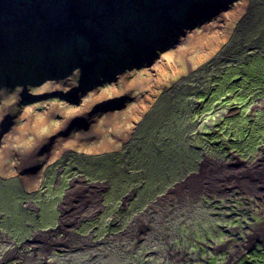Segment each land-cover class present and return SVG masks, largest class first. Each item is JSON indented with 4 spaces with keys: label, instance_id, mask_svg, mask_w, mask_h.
Wrapping results in <instances>:
<instances>
[{
    "label": "rangeland",
    "instance_id": "1",
    "mask_svg": "<svg viewBox=\"0 0 264 264\" xmlns=\"http://www.w3.org/2000/svg\"><path fill=\"white\" fill-rule=\"evenodd\" d=\"M262 52L264 0H0V264H264V187H184L264 175Z\"/></svg>",
    "mask_w": 264,
    "mask_h": 264
},
{
    "label": "trees",
    "instance_id": "2",
    "mask_svg": "<svg viewBox=\"0 0 264 264\" xmlns=\"http://www.w3.org/2000/svg\"><path fill=\"white\" fill-rule=\"evenodd\" d=\"M255 48L253 47L252 50H254ZM251 49H249L248 51H250ZM263 56H257L256 60H264V53L262 52ZM247 57L250 56V54H246ZM248 61V58H247ZM246 61V62H247ZM186 91L187 93H192V88L188 85V83H186V81L183 78H178L176 80H174V82H172V84L170 83L169 86L165 87L164 89L161 90V92L159 93V96L157 97V100L155 102V104L153 105L151 111L149 112V114L147 115V120L151 119L153 120L154 118H158V116L162 115V110L165 109L166 107H168V109L170 108V106H172L173 108L176 109V113L179 112V114L174 115L173 112L169 109V113L170 116L174 115V118L172 119L173 121V128L177 133H180L181 131V127L184 126V124H179V123H183L185 121H182L183 118H186L187 114L189 112H194V108H193V103L191 105H188L187 108L185 110H183L182 105L179 106V108L176 107V104L174 102H171L172 98H174L176 100V102H178L179 104H182L184 102V98L188 97L187 94H181V92ZM194 94V92H193ZM198 93L195 95V99H197L196 97H198ZM180 98V101H178L177 99ZM188 101V99H187ZM190 102V100H189ZM175 106V107H174ZM196 107H197V103H196ZM181 109V110H180ZM168 113V114H169ZM142 142L145 141V143L150 146L151 143L156 144V141L153 140L152 134L150 133V131H148V129H145L143 135L141 136V138H139ZM179 139H173V141H177ZM188 169H186L187 171Z\"/></svg>",
    "mask_w": 264,
    "mask_h": 264
},
{
    "label": "bare ground",
    "instance_id": "3",
    "mask_svg": "<svg viewBox=\"0 0 264 264\" xmlns=\"http://www.w3.org/2000/svg\"><path fill=\"white\" fill-rule=\"evenodd\" d=\"M202 19V18H200ZM27 21V20H26ZM71 36H74V35H71ZM45 41L43 42H47L49 40H51L50 37H45ZM63 39V38H62ZM179 42L183 43L184 42V39H178ZM165 46V44H164ZM167 47V46H166ZM153 48L150 46V49L147 50L148 53H150L151 55H153L152 51ZM151 51V52H150ZM120 65V64H119ZM112 69V68H111ZM58 70V69H55V71ZM44 73V72H43ZM230 168L226 167V166H219L218 168L216 169H212L210 167H204L203 170L205 172H209V171H213L212 175H201L200 177L194 179V180H189L188 182H186V184L184 185V187L188 190H195L197 187H200L202 184L204 183H212L213 181H221L222 180V176L221 175H224V176H229V177H234L237 182H240L242 183L241 185L246 188V189H253L255 186L258 187H264V175H259V178L258 179H252V180H249L251 177L249 174L248 177L245 176L244 174H241L240 171H231L233 173H227L228 170ZM238 173V174H237ZM216 174V175H215ZM244 176V177H243ZM247 181H250V182H247ZM255 181H258L257 183H255ZM252 182V183H251ZM255 183V184H254ZM261 191L263 192V195H264V188H261ZM244 244L246 245V242L244 241ZM228 251V250H227ZM241 249L239 248V244H236L234 247H233V250H232V254H236V253H240Z\"/></svg>",
    "mask_w": 264,
    "mask_h": 264
},
{
    "label": "flooded vegetation",
    "instance_id": "4",
    "mask_svg": "<svg viewBox=\"0 0 264 264\" xmlns=\"http://www.w3.org/2000/svg\"><path fill=\"white\" fill-rule=\"evenodd\" d=\"M177 236V235H176ZM176 236H173L172 237V240L173 243H171L173 246H176L175 245V242H181L183 239L181 237L178 236V238H176ZM244 239L242 237L238 238V240L235 242V243H231L230 241H228L227 243L223 244V245H220V248L224 249V250H228L227 252L230 254H232V250H233V247L236 245V244H239V248L241 249L240 253H236V254H241V253H244L245 252V249L242 248L243 246H245L244 244ZM171 245V247H172ZM215 243H211L209 246L205 245V244H202L203 247H206V251H208V255L207 256H210V255H214L215 254ZM230 247H232V249H230ZM200 251V250H199ZM174 254L175 255H178L179 257H183V254L185 253L184 250H178V249H175L173 250ZM197 254H200L197 253ZM245 256V255H243ZM179 262L183 263L181 260H179Z\"/></svg>",
    "mask_w": 264,
    "mask_h": 264
}]
</instances>
